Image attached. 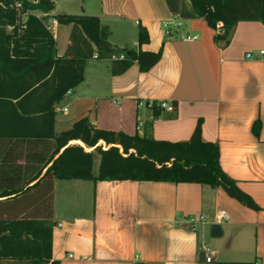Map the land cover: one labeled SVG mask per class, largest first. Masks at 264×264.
I'll return each instance as SVG.
<instances>
[{"label": "crops", "instance_id": "0c3cea01", "mask_svg": "<svg viewBox=\"0 0 264 264\" xmlns=\"http://www.w3.org/2000/svg\"><path fill=\"white\" fill-rule=\"evenodd\" d=\"M52 1L49 16H97L118 49L136 46L140 24L148 42L139 48L161 50L146 72L133 63L117 75L110 73L109 59L92 54L83 80L54 105L55 132L86 117L99 128L181 141L201 120V137L217 143L222 170L258 206L249 208L222 188L201 183L55 178L52 259L58 264H264V55L245 56L264 50V24L239 21L226 43L215 39V30L189 0ZM171 16L182 27L166 35L161 22ZM60 25L53 20L51 26L57 55L64 54L69 33L68 25ZM160 100L174 109L160 108L154 116L157 106L146 102ZM255 119L258 136L251 129ZM217 209L229 219L216 222ZM188 217L197 223L190 225Z\"/></svg>", "mask_w": 264, "mask_h": 264}, {"label": "trees", "instance_id": "16d2710c", "mask_svg": "<svg viewBox=\"0 0 264 264\" xmlns=\"http://www.w3.org/2000/svg\"><path fill=\"white\" fill-rule=\"evenodd\" d=\"M189 1L208 26L215 30L222 25L216 40L227 43L239 21L264 24V0ZM52 9V0H0V261L58 264L51 255L55 178L201 183L220 187L241 204L258 208L222 170L217 143L201 137V120L181 141L99 128L86 117L55 132L54 105L83 80L93 53L109 59L123 52L122 58L109 59V71L117 75L133 63L146 72L159 60L161 50L139 48L148 42L140 24L136 46L118 49L97 16L47 15ZM49 18L69 26L63 55L56 54ZM155 109L157 116L160 108ZM259 127L255 119L251 126L255 136ZM73 140L79 143H69Z\"/></svg>", "mask_w": 264, "mask_h": 264}, {"label": "built area", "instance_id": "2783aa9c", "mask_svg": "<svg viewBox=\"0 0 264 264\" xmlns=\"http://www.w3.org/2000/svg\"><path fill=\"white\" fill-rule=\"evenodd\" d=\"M32 3H36L38 0H28ZM20 7V4L18 2L15 3V8L18 9ZM163 31L166 35H170L172 34L175 30L179 29L182 27V21L176 17V16H171L168 20H164L161 22ZM8 29H11V27H8ZM215 33H223V27L221 24H217L216 28H215ZM123 52H120L118 54H112L109 59H115V58H122L123 57ZM264 55V50H259L258 52H252L249 51L245 54L246 57L248 58H257L258 56ZM93 57L94 58H98L97 53H93ZM69 91V90H68ZM146 105L149 107H153V106H157L159 108H162L166 111H173L174 107L171 104V102L167 101V100H160L157 102L154 101H147ZM65 110V109H64ZM215 216V220L216 222L220 223L223 221H226L229 219V215L226 211L222 210V209H217L214 213ZM203 217H200L199 220H202ZM187 221L190 225H194L197 223V220L194 219L193 217H188ZM210 258L206 257V261H209Z\"/></svg>", "mask_w": 264, "mask_h": 264}, {"label": "rangeland", "instance_id": "374dc122", "mask_svg": "<svg viewBox=\"0 0 264 264\" xmlns=\"http://www.w3.org/2000/svg\"><path fill=\"white\" fill-rule=\"evenodd\" d=\"M72 14H75V13H72ZM50 19V18H49ZM50 22L52 23H50L51 24V26L53 27V20H51L50 19ZM60 28H63V27H66L64 24L62 25H60L59 26ZM67 37H68V35H67ZM58 41V43L60 44V41H61V36H60V33H59V36H58V39H57ZM88 61V63H87V65L89 64V65H91V61H94V60H92V58H90V59H88L87 60ZM57 115H59V112H58V114ZM97 162H98V158H96L95 159V161H94V168H96V166H97ZM22 262V261H21ZM27 263V262H26ZM0 264H12V263H9V262H3V261H0ZM16 264H19V261H16Z\"/></svg>", "mask_w": 264, "mask_h": 264}, {"label": "water", "instance_id": "95a60500", "mask_svg": "<svg viewBox=\"0 0 264 264\" xmlns=\"http://www.w3.org/2000/svg\"><path fill=\"white\" fill-rule=\"evenodd\" d=\"M220 233V230H219V226H218V224H213L212 225V234L213 235H217V234H219Z\"/></svg>", "mask_w": 264, "mask_h": 264}, {"label": "clouds", "instance_id": "9594fccd", "mask_svg": "<svg viewBox=\"0 0 264 264\" xmlns=\"http://www.w3.org/2000/svg\"><path fill=\"white\" fill-rule=\"evenodd\" d=\"M185 239H192V237H187V236H186Z\"/></svg>", "mask_w": 264, "mask_h": 264}]
</instances>
